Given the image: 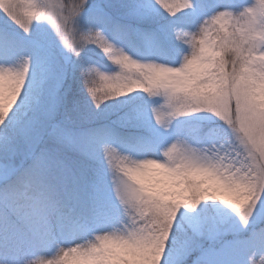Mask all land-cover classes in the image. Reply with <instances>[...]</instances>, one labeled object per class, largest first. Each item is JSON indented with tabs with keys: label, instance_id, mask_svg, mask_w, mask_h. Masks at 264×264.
I'll list each match as a JSON object with an SVG mask.
<instances>
[{
	"label": "snow or ice",
	"instance_id": "1",
	"mask_svg": "<svg viewBox=\"0 0 264 264\" xmlns=\"http://www.w3.org/2000/svg\"><path fill=\"white\" fill-rule=\"evenodd\" d=\"M264 264V0H0V264Z\"/></svg>",
	"mask_w": 264,
	"mask_h": 264
},
{
	"label": "rangeland",
	"instance_id": "2",
	"mask_svg": "<svg viewBox=\"0 0 264 264\" xmlns=\"http://www.w3.org/2000/svg\"><path fill=\"white\" fill-rule=\"evenodd\" d=\"M238 2L243 3L244 0H238ZM227 259L228 256L220 249V246L217 245L215 251H213L211 248L209 249L205 258V264H226Z\"/></svg>",
	"mask_w": 264,
	"mask_h": 264
}]
</instances>
